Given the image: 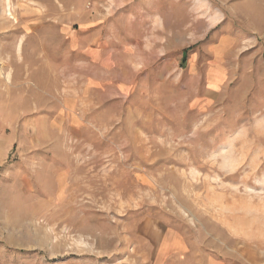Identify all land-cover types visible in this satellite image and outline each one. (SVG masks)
<instances>
[{
  "label": "rangeland",
  "instance_id": "1",
  "mask_svg": "<svg viewBox=\"0 0 264 264\" xmlns=\"http://www.w3.org/2000/svg\"><path fill=\"white\" fill-rule=\"evenodd\" d=\"M247 1L0 0V264H264Z\"/></svg>",
  "mask_w": 264,
  "mask_h": 264
},
{
  "label": "crops",
  "instance_id": "2",
  "mask_svg": "<svg viewBox=\"0 0 264 264\" xmlns=\"http://www.w3.org/2000/svg\"><path fill=\"white\" fill-rule=\"evenodd\" d=\"M255 1L256 0H249L246 2L247 4H245L254 5ZM257 7L260 6L258 5ZM165 236L166 237L162 239L160 251L167 252V260L162 264H243L235 263L232 260L219 259L207 253L194 255L189 251V249L183 248L182 243L178 241L176 237H172V234L169 233Z\"/></svg>",
  "mask_w": 264,
  "mask_h": 264
},
{
  "label": "bare ground",
  "instance_id": "3",
  "mask_svg": "<svg viewBox=\"0 0 264 264\" xmlns=\"http://www.w3.org/2000/svg\"><path fill=\"white\" fill-rule=\"evenodd\" d=\"M9 14V16H11V13H8ZM10 18V17H9Z\"/></svg>",
  "mask_w": 264,
  "mask_h": 264
}]
</instances>
